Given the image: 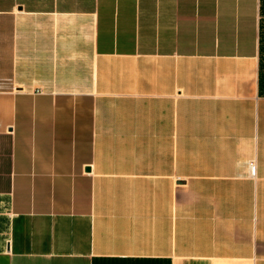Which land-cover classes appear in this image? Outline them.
Segmentation results:
<instances>
[{"label":"crops","instance_id":"obj_1","mask_svg":"<svg viewBox=\"0 0 264 264\" xmlns=\"http://www.w3.org/2000/svg\"><path fill=\"white\" fill-rule=\"evenodd\" d=\"M257 67L258 0H0V264H264Z\"/></svg>","mask_w":264,"mask_h":264},{"label":"trees","instance_id":"obj_2","mask_svg":"<svg viewBox=\"0 0 264 264\" xmlns=\"http://www.w3.org/2000/svg\"><path fill=\"white\" fill-rule=\"evenodd\" d=\"M264 13V0H258V67H257V94L264 97V21L260 16Z\"/></svg>","mask_w":264,"mask_h":264},{"label":"rangeland","instance_id":"obj_3","mask_svg":"<svg viewBox=\"0 0 264 264\" xmlns=\"http://www.w3.org/2000/svg\"><path fill=\"white\" fill-rule=\"evenodd\" d=\"M260 16V20L264 21V13H262ZM264 25V23H263ZM193 187L192 184H186V194H192ZM232 194H242L241 184H232Z\"/></svg>","mask_w":264,"mask_h":264},{"label":"built area","instance_id":"obj_4","mask_svg":"<svg viewBox=\"0 0 264 264\" xmlns=\"http://www.w3.org/2000/svg\"><path fill=\"white\" fill-rule=\"evenodd\" d=\"M248 168H250L251 170L254 171L255 166H254V164H253L252 162H250V163L248 164Z\"/></svg>","mask_w":264,"mask_h":264},{"label":"bare ground","instance_id":"obj_5","mask_svg":"<svg viewBox=\"0 0 264 264\" xmlns=\"http://www.w3.org/2000/svg\"><path fill=\"white\" fill-rule=\"evenodd\" d=\"M254 171H255V169H254ZM254 171H253V170H251V174H253V173H254Z\"/></svg>","mask_w":264,"mask_h":264}]
</instances>
